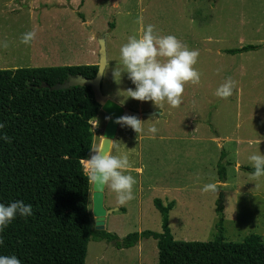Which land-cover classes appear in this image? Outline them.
I'll return each instance as SVG.
<instances>
[{"label":"rangeland","instance_id":"1","mask_svg":"<svg viewBox=\"0 0 264 264\" xmlns=\"http://www.w3.org/2000/svg\"><path fill=\"white\" fill-rule=\"evenodd\" d=\"M5 35L11 42H1L8 45H0V70L98 64L104 35L103 94L141 114L161 113L123 120L104 156L105 208H118L107 217L106 231L121 239L160 233L159 198L175 202V240L211 242L222 195L225 241L251 235L264 241V171L241 169L264 165V0H0ZM22 39L35 46L17 50ZM246 45L262 48L226 53ZM98 114L84 166L91 214L109 119ZM222 150L229 163L223 184L217 172ZM92 222L96 228L93 215ZM158 258L153 239L130 249L92 240L85 264H158Z\"/></svg>","mask_w":264,"mask_h":264},{"label":"trees","instance_id":"2","mask_svg":"<svg viewBox=\"0 0 264 264\" xmlns=\"http://www.w3.org/2000/svg\"><path fill=\"white\" fill-rule=\"evenodd\" d=\"M114 28V24H111ZM261 45L226 50L255 52ZM98 65L0 70V264H85L92 240L130 249L153 239L158 264H264V241L251 235L243 242L224 239L223 196L217 200L218 235L211 242L175 240L170 213L175 202L156 198L160 233L135 232L121 239L93 227L91 179L85 172L92 146L91 122L99 115L91 87L52 89L78 74L93 79ZM227 152L217 172L227 181ZM264 171V165L242 167Z\"/></svg>","mask_w":264,"mask_h":264},{"label":"water","instance_id":"3","mask_svg":"<svg viewBox=\"0 0 264 264\" xmlns=\"http://www.w3.org/2000/svg\"><path fill=\"white\" fill-rule=\"evenodd\" d=\"M99 49V63L98 72L93 79H88L80 74L76 76L70 75L68 80L63 84H57L52 89L64 90L72 87H91L95 96L96 102L100 105V110L105 112L109 119L103 133L102 151L97 157L96 168L93 181V194H92V215L95 220V229L98 231L105 230L106 220L109 215L118 211V208L106 209L105 208V190L107 185V169L105 166L104 156H106L112 146V142L116 139L119 127L123 120L129 117H150L160 115L159 112H143L133 111L124 108L120 105L115 98H111L102 92V83L104 78L105 69L108 63V52L106 48L105 36H101L98 40Z\"/></svg>","mask_w":264,"mask_h":264},{"label":"crops","instance_id":"4","mask_svg":"<svg viewBox=\"0 0 264 264\" xmlns=\"http://www.w3.org/2000/svg\"><path fill=\"white\" fill-rule=\"evenodd\" d=\"M2 34V33H1ZM2 39H4V40H2ZM23 40V39H22ZM1 42H11L9 39H7V35H5L4 37H0V45H2V44H6V43H1ZM30 43H26L24 40H23V42H21V43H19L18 45H16V47L15 48H17V50H19V49H21V48H24V47H26L27 49H29V48H32L33 46H35L34 44H33V42L32 41H29ZM25 43V45L26 46H24L23 44ZM6 45H8V44H6ZM11 46L9 45V48H10ZM13 47V45H12V48H14ZM1 48H3V50L4 49H8L7 48V46H5V47H1ZM36 48V47H35ZM26 49V51H28ZM26 51H25V53H26ZM108 64V63H107ZM15 69H17V67H15Z\"/></svg>","mask_w":264,"mask_h":264},{"label":"bare ground","instance_id":"5","mask_svg":"<svg viewBox=\"0 0 264 264\" xmlns=\"http://www.w3.org/2000/svg\"><path fill=\"white\" fill-rule=\"evenodd\" d=\"M87 162H88V161H84V162H83L84 166H87Z\"/></svg>","mask_w":264,"mask_h":264}]
</instances>
